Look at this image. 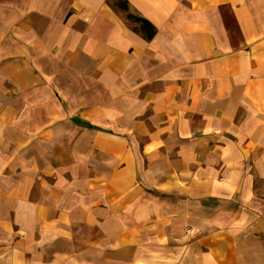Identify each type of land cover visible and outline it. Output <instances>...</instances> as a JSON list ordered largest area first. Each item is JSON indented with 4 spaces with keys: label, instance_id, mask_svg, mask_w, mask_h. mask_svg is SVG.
<instances>
[{
    "label": "crops",
    "instance_id": "0c3cea01",
    "mask_svg": "<svg viewBox=\"0 0 264 264\" xmlns=\"http://www.w3.org/2000/svg\"><path fill=\"white\" fill-rule=\"evenodd\" d=\"M0 264H264V0H0Z\"/></svg>",
    "mask_w": 264,
    "mask_h": 264
}]
</instances>
